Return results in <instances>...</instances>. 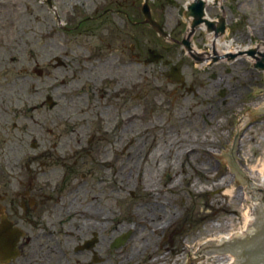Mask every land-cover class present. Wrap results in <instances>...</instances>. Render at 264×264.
<instances>
[{
    "label": "rangeland",
    "instance_id": "374dc122",
    "mask_svg": "<svg viewBox=\"0 0 264 264\" xmlns=\"http://www.w3.org/2000/svg\"><path fill=\"white\" fill-rule=\"evenodd\" d=\"M48 1L0 0V6H5L0 8V18L1 13L9 12L8 18L0 19V46L4 47L0 53L10 54L0 69V121L6 120L0 133L13 138L19 157L34 153L31 142L44 148L58 146L63 157L77 148L92 147V211L108 216V221L101 227V220L92 217V238L96 235L98 242L92 247L90 262L114 264L120 253L144 244L141 233L131 229L136 227L135 213H178L151 247L154 257L168 253L163 264H189L200 245L231 228H248L250 197L240 195L243 189L249 191L239 188L228 159L215 158L228 155L239 134L243 164L256 179L264 174V118L248 119L264 104V97L257 96L264 79L252 61L217 63L208 69L209 65L197 66L177 45L169 55L170 66L138 64L131 52L137 28L125 12L134 13L145 0ZM217 2L207 6V13L215 18L221 5L230 9L227 40L240 46L264 41V0ZM150 3L166 19L163 26L170 39L188 37L189 24L183 16L186 0ZM77 25L78 29L67 31ZM143 29L139 34L145 46L153 48L156 42L171 45L153 29ZM207 38L202 29L192 37L201 50L207 49ZM13 54L18 62L11 60ZM57 58L64 65H59ZM121 58L126 59L125 66L110 67L118 66L124 60ZM102 60L106 64H100ZM178 61H182L185 85L165 75ZM117 73L128 88L112 99L109 87L113 84L100 78L104 81V76ZM103 91L108 93L105 98ZM48 96L55 102L53 107ZM104 105L111 109L108 117L101 115ZM130 113L136 117L130 132L122 142L115 140L114 135L122 136ZM108 119H112L109 125ZM223 183L224 187H218ZM227 189L235 192L234 198L225 194ZM81 216L74 225L82 229L88 222L83 223ZM120 223L127 229L116 235ZM123 234L129 235L126 242L113 247ZM144 234L149 242L156 241L148 232ZM75 237L78 239L76 233ZM95 248L102 253L95 255ZM71 253L62 264H86L82 257L74 256L73 248ZM82 253L88 258L89 253ZM197 264L221 261L207 257Z\"/></svg>",
    "mask_w": 264,
    "mask_h": 264
},
{
    "label": "flooded vegetation",
    "instance_id": "af4514ba",
    "mask_svg": "<svg viewBox=\"0 0 264 264\" xmlns=\"http://www.w3.org/2000/svg\"><path fill=\"white\" fill-rule=\"evenodd\" d=\"M149 5L151 19L165 25L166 19L158 13L159 9ZM142 6L139 3V9L134 13L125 12L128 21L137 28L131 52L138 64H148L160 55V63L167 65L176 42H169L171 45L156 42L153 48L145 46L139 33L144 32L145 26L153 28L147 22ZM229 14L230 9L221 5L220 14L215 18H223L230 31ZM88 19L92 21V13ZM125 62L121 61L113 68L119 69ZM125 89H121L118 97ZM106 108L108 106L102 107L103 110ZM4 123L6 125L5 119L0 121V132ZM1 138L0 264H62L65 247L73 248L77 254L80 246L92 241V147L77 148L63 157L58 146L44 148L31 142L34 153H23L19 157L21 152L14 150L13 138ZM13 154L18 155V161ZM79 215L84 218L83 223L88 222L82 229L74 225ZM65 236L67 241L64 243ZM82 251L89 253L86 259L89 261L92 244L89 250Z\"/></svg>",
    "mask_w": 264,
    "mask_h": 264
},
{
    "label": "bare ground",
    "instance_id": "6f19581e",
    "mask_svg": "<svg viewBox=\"0 0 264 264\" xmlns=\"http://www.w3.org/2000/svg\"><path fill=\"white\" fill-rule=\"evenodd\" d=\"M186 1H187V5H191L192 3L195 2V0H186ZM200 1L201 2L204 1L208 5V4H211V2L213 0H200ZM75 4L77 5L78 3L75 2ZM0 8L5 9V6H0ZM206 8H207V6H206ZM6 12H8V11H4V14L1 13V18L0 19H2L3 17H5V18H8L9 17L8 14L6 15ZM206 14H208L207 11H206ZM205 27L206 26L203 25L200 29L205 30ZM3 33H5V32H3ZM109 37H113V34H110ZM207 47H208L209 50L207 49V51H200L197 46H193L194 51L197 52V53H209V52H221V51L246 50V49H249L250 48L249 46H244V47L243 46H240V45L236 44L234 42V40L224 41L221 38H217L216 35L213 32L212 33H210V32L208 33V45H207ZM2 48H4V47H1L0 46V49L1 50H2ZM9 55L10 54L4 55L3 53H0V69L1 70L4 67L3 64H6L7 63L6 61L9 59ZM11 60L12 61L17 60L16 62H18L19 61V58L16 57L13 54V56L11 57ZM208 63H209V61H206V62L202 63L201 66H204V65H206ZM114 66H116V65H113V66L111 65L110 67L112 68ZM118 74H120V73L115 74L114 77H109L110 78V81H111V84H113L112 88H111V86L109 87V90L112 89V90H110L111 91L110 92L111 93L110 94L111 97H114V96L118 97L119 92L121 91L122 88H124V87L125 88H128V83L126 84V81H124V79L122 77H120ZM102 80L103 79L100 78V81H102ZM34 88L35 87H33V89ZM35 89H37V88H35ZM107 94L108 93L106 91H103V98H105L107 96ZM155 101H156V96H153L152 102H155ZM110 110L111 109L109 107L106 108L105 112H102L101 115L102 116H106V117L110 116L112 114V112ZM133 119H134V122H135L136 117L132 113H130V114H128L126 116L125 121L127 123L121 129V135L122 136H120V135H114L115 136V140L119 139L122 142L123 137H126L124 135H127L130 132V129H131L130 126H132V124H133ZM108 120L109 121H107V124L110 121H112V119H108ZM107 124L104 126V128L107 127ZM115 143H116V141H115ZM129 154H130V152H129ZM261 179H264V174L263 173L261 174ZM118 186H119V189L120 190H123V186L122 185H120L118 183ZM220 186L224 187L225 186V183L218 185V187H220ZM202 189L204 190L205 187H202ZM243 190L244 191H242V194L240 196L243 197V199H245L246 196H247V194H249V192H246L245 189H243ZM246 190H248V188H246ZM225 194L230 195L232 198L235 197V192L233 190H228L227 189V190H225ZM116 198H118V197H116ZM134 215H135L134 218H135L136 227H132L131 229L133 231H137V232H140L141 233L140 234L141 235V238L145 239L144 240V244L143 245H140V247H138V248H135V247L134 248H131L126 253H120L118 256L115 257L114 264H163V262L161 260H165L166 259V256L168 255V253H166V254H159L156 257H154L152 255L154 253V250L151 249V247L154 246L155 243L160 239L159 235L161 236L162 234H165V232L168 230L169 226L173 224V221L175 219H177L178 213H176L175 215L173 214L174 216H167L166 213H162V214H159V215H154V214H151V213L150 214H146V215H143V213H135ZM92 217L94 219H96V220H101V223L100 224L99 223H96V224H99V226H101V227H103L105 225L106 221H108V216L103 215V214H99L96 211H92ZM247 220H248V217H247ZM252 223H253V216L251 217V219L249 221V224H252ZM231 226H233V225H231ZM137 227H141V229L138 230ZM125 229H127V226L124 223H120V226L117 229L118 232L116 233V235L119 232H125ZM145 232H148L149 236L156 237V241L155 242H149L150 238H147L145 236V234H144ZM244 232H248V228L243 229L241 231H236V230H234V228H231V230L228 233L221 234V235H219V236H217L215 238H212L211 241L214 242V241H217V240H220V239H224V238H227V237H231V236H234V235H237V234H241V233H244ZM113 235L111 237L109 236L108 240L106 241V244H104V250H105V247H107L108 243L111 240H113V238L115 236V235L114 236ZM188 249H189V246L186 247V250H188ZM64 250H65V253H64V256L65 257L68 254L71 257L73 256V253H71L72 251H71L70 248L65 247ZM102 251L103 250H100V249H96L95 248L94 253L96 255L98 253H102ZM149 251H151V253H149V255H148L147 252H149ZM74 256L75 257L78 256L79 258L82 257V259H83L84 262L87 259L86 256L83 255V253H77V254L74 253ZM111 258H113V256H111ZM146 258L149 261L146 262V263H144L143 259H146ZM217 259L221 261V264H234V259H228V258H217ZM99 264H108V263L102 262V263H99Z\"/></svg>",
    "mask_w": 264,
    "mask_h": 264
},
{
    "label": "water",
    "instance_id": "95a60500",
    "mask_svg": "<svg viewBox=\"0 0 264 264\" xmlns=\"http://www.w3.org/2000/svg\"><path fill=\"white\" fill-rule=\"evenodd\" d=\"M194 6L195 5H193L192 10L196 12L197 7H194ZM202 10L203 8L201 7L200 10L196 12L197 17L202 16ZM198 22H196L197 24H194L192 26L193 30H195L198 27L199 25ZM152 25L157 31H159L160 33H163L162 28L158 26L156 23L152 22ZM185 44L190 49V43L186 41ZM262 47H264V42H261L258 48H255L249 52L250 55L256 58L257 63L255 64V67L259 70H264V53L258 52V50ZM243 51H246V50L221 51V52H214V53L222 54V55L228 54V53L235 54L236 56H238V58L240 57L239 59L236 60V61H239V60L247 58V57L239 56V55L244 54ZM200 54H202V56L206 58V61H209L211 57L213 56V52L200 53ZM230 59L233 60L234 57H231ZM217 60L218 58L214 59V61H217ZM224 62H227V61L222 60L218 63H224ZM253 67H254V64H253ZM261 73L264 79V73L263 72ZM174 75H176L175 77L177 79L180 78L179 71H174ZM257 96L259 95L257 94ZM49 102H52L51 98H49ZM257 118H264V112L262 111V109H259L249 114L248 119H257ZM215 159H228L231 165V168L233 170V173L235 175V178L237 180V183L239 185V188H248L253 222L255 220V217H257L258 223L257 224L254 223V226L256 224V231L254 235L248 238L247 240H241V239L244 236H247L248 234H252L253 230L251 229V226H248L249 227L248 232H244V233L237 234L231 237H227V238L220 239L214 242L200 245V251L193 252V255L190 259L189 264H197L207 257L234 259V264H240V262H238L236 256L234 255L233 250L229 251V255H225V256H222L219 253L220 252L219 250L222 246L228 243H231L233 241H236V240L237 241L233 243L231 246L233 249L237 251L238 249H245L246 247L248 248L251 247L250 255L254 257L255 262H257V264H264V210H262V212L261 210H258V209L264 208V200H263L264 199V179H256L251 174V172L247 169V167L243 164L240 141H239V134L236 135L235 140L232 144V147L229 151V154L216 156ZM260 199H262L263 201H261ZM127 238H128V235H125L124 237L117 239V241L114 243L113 246L120 247L127 240ZM96 241H97L96 239L92 241V246L96 243ZM214 250L216 253L214 252Z\"/></svg>",
    "mask_w": 264,
    "mask_h": 264
}]
</instances>
